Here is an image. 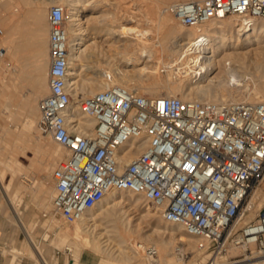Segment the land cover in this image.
<instances>
[{
	"label": "built area",
	"instance_id": "built-area-1",
	"mask_svg": "<svg viewBox=\"0 0 264 264\" xmlns=\"http://www.w3.org/2000/svg\"><path fill=\"white\" fill-rule=\"evenodd\" d=\"M166 12L185 27L233 16L249 28L264 21V0L180 1ZM66 22L65 8L52 5L50 92L39 102L40 127L69 151L53 172L54 215L73 224L112 190L142 194L163 220L195 238L199 250L217 256L255 245L264 255V209L242 224L264 176V101L221 104L111 85L80 101V111L96 121L93 132L83 133L68 90ZM139 148L133 160L124 161ZM241 260L210 258L204 264Z\"/></svg>",
	"mask_w": 264,
	"mask_h": 264
},
{
	"label": "bare ground",
	"instance_id": "bare-ground-1",
	"mask_svg": "<svg viewBox=\"0 0 264 264\" xmlns=\"http://www.w3.org/2000/svg\"><path fill=\"white\" fill-rule=\"evenodd\" d=\"M169 1L170 0H160L157 3V9L155 8L156 10L161 11L159 14L163 13V15L161 14L160 18L162 25H166L171 19L169 17L170 14L167 13L166 8H164V5H167ZM173 1L180 2L189 0ZM58 2H60L61 5L64 6L67 15L66 34L68 37L70 61L68 90L73 97L71 108L73 109V113L80 119L82 126L81 131L83 133L93 132L95 129L96 121L95 119L83 114V112L80 111V101L82 100V98H85V96H91L111 85H122L131 90L136 88L141 91H148L155 97L178 96L185 100H206L221 104L234 102L259 103L264 101V75L255 74V72L249 70V55L258 49H264V46H259L255 50L252 49V46L261 44L264 38V21L260 22L259 20H255V22L253 23L254 27L251 26L247 28L243 27V24L240 22L239 18L236 17L237 21H239L237 22L236 20L232 19L233 16H229L221 20L210 21L205 26L200 28L184 26L185 28H188L182 30V32H186L180 37L182 38L181 40H184V42H178L179 44H177L175 47H172L165 45L166 43H156L149 40L148 36L150 34V30H146L144 28L141 29L142 27L136 25H125L126 22H138L139 19L137 20L135 18V15L132 14L128 15V19L125 18L123 20L118 17L117 13L112 12L111 19L108 17L110 19L109 22L104 21L105 23L103 22V24H94L93 26H90V19H88V14L97 12L102 4L110 5L114 3L109 0H59ZM125 10L127 11V9ZM34 12L35 13L33 14V16H35L36 25H38L41 23L42 18L44 19V16L42 17L41 10H39V8ZM126 13H128V11ZM108 14L110 16V13ZM118 26H121L122 28L120 30L118 28L117 30ZM38 29L39 28H36L34 37V39L36 38L37 41H39L40 39V35L38 32L41 31L40 29ZM99 36H106L105 38L109 39L114 38L115 41H122L126 39V41H129V43L130 41L135 40V42H131L129 46L126 45L127 49L130 48L128 53H118L119 58H117L120 59L119 61H130L129 64L136 65L143 57L150 56L154 52L156 54L157 60L153 66L150 65L151 67H149L152 71L155 72H158V69L159 71L163 69L167 71V76L164 77L162 75H156L154 76V79H152V82L146 83L147 81L144 82V80L142 81L137 77L135 71L123 69L118 63L115 64L116 71L114 75H112L113 73L111 74V72L105 73V75H112V79L110 81L107 79V77H105V75L104 79H97L95 76H88L87 72L86 75L88 77L85 76V78H82L83 75L80 69H82L83 65H85V58H89L90 55L94 54H96L95 56L97 57V54L100 53V46L98 44L99 40H94L91 43L86 44L85 46L83 45L85 41L92 38L95 39ZM167 44L169 43L167 42ZM242 48H248V50L243 51ZM47 66L48 64H42L41 60H38L35 64V68L39 74L34 76L35 89L34 92L32 91L34 96L28 97L29 99L26 102L22 103V112L24 115L23 123L22 121L18 122L16 120V113H19L17 112L18 110L16 112L10 110V112L7 113L8 118L13 122H16L17 129L15 128V131L8 130L3 123H0V126H2L1 141H5L7 144H9L14 151L16 149H21L22 154H25L26 149L31 147V149L34 148L36 150V153L40 155L41 148H43L41 146L42 142H44L42 145H44L45 142L47 143V145L51 144L53 146V149H51L52 151L48 152V158L44 163L46 167H41L40 165L42 161L39 160L36 164L40 166V168H42L40 169L41 171L50 173L54 170L53 168L56 165L58 166L60 160L65 159L62 152L66 148L56 142L48 133H45L46 136H43L41 134L38 135V138H40V140L37 142V144H33L35 142L32 141V134H35V132L38 133L39 130H41L39 122L40 113L38 111L37 104L39 95L43 93L46 87H48L45 81L46 77L44 76ZM252 66L253 65H251V67ZM114 67L115 66H113V68ZM17 70L18 69L16 67V72H19ZM181 70L183 71L184 75L179 76V78L177 77L175 81L172 80V73L180 72ZM249 75L250 78H248ZM254 77L256 78L254 79ZM231 86L233 87L232 89L236 88L238 89V91H240L239 89L243 90V88H246L248 94L245 93V95H233L230 93H226L227 88L231 89ZM1 93L3 94V92ZM1 93L0 95H2ZM79 95L82 97L79 98ZM2 97L4 96L2 95ZM2 97L0 96V114L5 111L3 106L6 105L4 102L5 97ZM8 97L6 94V98ZM17 106H19V104H17ZM3 135L6 137L4 138ZM141 150L142 148L130 151L124 157V161L129 162L133 160ZM67 153L69 155V151ZM32 157L34 159V155ZM14 158L9 157L4 152L0 151V170L2 166L10 168V170H15L16 166L19 164L16 163L18 160L16 159L17 161H15ZM31 161L35 162V160ZM4 175L0 173V187L2 189H5L6 191H9L11 189L10 182L9 184H4ZM33 180L36 181L35 177L33 178ZM130 193L127 194L124 191L115 190L110 191L96 206L87 211L80 220L73 223L74 225H72V227H74L72 229L70 227L71 224L65 222L63 219H59L63 220V223L60 222L59 224L52 226V228H50L49 226V228L54 230L55 232V237L53 239V243L55 245L64 246V244H66L65 246L66 248H68L71 245L82 242L88 245L92 249L91 251L94 252V254L84 255H81L80 253L78 257L71 260V264H174V261L167 260L168 257L166 259L164 255L168 252H171V250L173 249V253H175V255L180 254L183 256L186 249L188 248L187 245L191 246L192 241H197L195 238L189 236L184 231V228L181 225L169 223L164 220L165 223L163 227H157L156 229H154L155 233L157 232V234H160L161 236L155 240V244L153 246H150L148 243H146L147 241L145 240H142L141 242H135L133 231L131 229V220L128 219V215L126 214L128 211H121L122 204L128 201L133 203L134 208H141L144 203L142 200L146 201V199L142 194L132 195L134 193ZM32 194L34 196L39 195L43 201L47 200L48 197H50L49 201L52 206V199L54 195H52L48 191V187L46 184L41 183L38 187V190L33 191ZM252 195L254 196H251V199L249 200V203L247 205V210H251L254 206V201L258 199L261 200V204H258V209L260 210L264 206V194L257 195V193H254ZM7 199L9 200V198ZM151 207L152 206L149 205L144 209V211H142L143 217H148L151 214L154 215L160 213L159 210L156 211L155 208ZM112 209L116 211L119 210L121 214L119 211V214L112 213ZM153 210H155V212ZM104 219L105 221L102 222V220ZM99 221L102 222L101 224H105L102 225L101 228L103 232L96 231L97 227L100 226V223H97ZM23 226L25 229V233L30 241L31 248L35 252L40 254V246L35 243L32 230L26 227L27 225ZM49 235L50 234L48 232L45 233L44 238L47 239ZM111 236H113L114 239L111 238ZM195 247L198 249V245L196 246V243L194 248H192L195 249ZM149 248L156 249L157 254L152 256L148 251ZM254 248L255 245H252L250 247V249ZM67 250L71 252L70 249ZM238 250L246 253V249L244 248H232L221 255H217L215 261L218 263L225 262L226 260H229V257H234L232 255H234L236 252L239 253ZM41 258L44 264H52L44 257ZM251 258L252 257H247L237 263L242 264V261L244 262L247 259L251 260ZM170 259L172 260L174 259V257ZM54 260L55 262L53 264H57L58 259L55 257ZM178 261L180 263V260ZM250 264H264V259L252 261V263Z\"/></svg>",
	"mask_w": 264,
	"mask_h": 264
},
{
	"label": "rangeland",
	"instance_id": "rangeland-1",
	"mask_svg": "<svg viewBox=\"0 0 264 264\" xmlns=\"http://www.w3.org/2000/svg\"><path fill=\"white\" fill-rule=\"evenodd\" d=\"M56 1H57V3H56ZM58 1L59 0H0V17H1L0 28L4 30V34L2 37V40L4 41V45H5V40L7 37L6 22H7L8 16L9 15L12 16L13 13L15 14L16 19L18 17H22L24 14L29 17L30 24H31V38L35 42L36 45L38 44V42H42L44 40H46L48 43V40L50 38V27L48 28V30L44 31L42 28V24L44 22H48L49 8L54 4L61 5V3ZM109 1L114 2L115 4L114 3L110 4V5H105V4L103 5L102 4L99 7L100 9L97 12L92 13V14H88V19H90V22H89L90 26H93L94 24H103L104 21L109 22V20L111 19V16H112V12L117 13L118 17L120 19H123V20L125 18L128 19L129 18L128 15L132 14V15H135V18L137 20L139 19L138 22H136V23L135 22H126L127 24L125 23V25L131 24L134 26L135 25L140 26V27H142L141 29L144 28L146 30H150V34L148 36L149 40L154 41L156 43L157 42L158 43L162 42L163 44L166 43L165 45L172 46V47H175L177 44L184 42V40H181L182 38H180V37L186 33L184 31L182 32V30L188 29V28H185L184 26L179 24L177 22V20L171 14L169 16L171 19L167 23L168 25L167 24L166 25L161 24L160 18H161V14L163 15V13L159 14L161 11L156 10L157 9L156 8L157 3L160 0H109ZM173 2H177V1L170 0L167 5H164L165 6L164 8H167ZM61 6H63V5H61ZM38 8H39V10H41V14H42V17L44 16V19L42 18L41 23L36 25V21H35L36 19H35V16H33V14L35 13L34 11L38 10ZM125 9H127L128 13H126L127 11ZM132 10L133 11L135 10V11L133 12ZM107 12L110 13V16ZM164 15H167V14H164ZM232 19L237 21V19L234 17H232ZM11 20H12V17H11ZM237 22H239V21H237ZM36 28H39L41 30L38 32L40 35L39 41H37L36 38H35L36 40L34 39ZM118 28L120 30L122 27L118 26L117 30H118ZM259 30H261V29H259ZM12 31H13V29H12ZM17 35H18V33H17V29H16L15 39H17ZM105 37L106 36H99V37H96L95 39L92 38V39L85 41L83 46H85L88 43H91L94 40H96V41L99 40L98 44L100 46V53H98L99 55L97 54V57L95 56L96 54H94V55H90L89 58H85V62H84L85 65H83L82 69H80L82 71V75H83L82 78H85V76L86 77H88V76L94 77L95 76L97 79H104V75L106 72H111V74L113 73L112 75H114V73L116 71V65L115 64H118V63L121 66V68H123V69H126V70L129 69V71H132V70L135 71V73L137 74V77L140 78L142 81L144 80V82L147 81L146 83L152 82V79H154V76H156V75H162L164 77L167 76V71H165L163 69L160 71L158 69V72L151 70L150 67L153 66L157 60L156 54L154 52L150 56H147L148 58L143 57L139 61V63L136 65L129 64L130 61L129 62H120L119 61L120 59H118L119 58L118 53H123V54L128 53L130 48L128 47L129 49H127V46H129L131 42L132 43H133V41L135 42V40L130 41V43H129V41H126V39L122 40L123 41L122 42V41H115L114 38L109 39V38H105ZM167 42L169 44H167ZM261 44H258V45L256 44V45L252 46V49L255 50L259 46H264V38H263ZM114 47H115V49H114ZM242 50L246 51V50H248V48H242ZM33 54L36 55V57L30 59V66L28 68H24L22 65H19L17 63V61L15 62V63H17L16 64V67L18 69L17 71H19V72H16L13 75V77L11 75V78H13L14 81H11L10 86H7V84H6V80H7V75L5 74L6 56H4L3 59H1V61H0V90L5 88L2 91H0V93L3 92V94L2 93L1 94L5 98L2 97V95H0V96L5 99L4 102L7 105V106L6 105L3 106L5 111L0 114V123L1 124L3 123L4 126L6 127V129L11 130V131H15L17 129V126H16L17 124H16V122H13L12 120H10L8 118L7 113H9L10 110L15 111V112L18 110L17 112H19V113H16V118H17L16 120L18 122L22 121V123H23L24 115L22 112L23 111L22 103L26 102L29 99L28 97L34 96L33 95V92L35 89L34 88L35 87V85H34L35 84V82H34L35 77L34 76L39 74L35 68V64L38 60H41L42 64H44V65L48 64L45 75H44L46 77L45 81H46L47 86H48V71H49V64H50L49 47L47 46L46 49L40 50L39 52L36 51ZM151 56H153V57H151ZM114 58H117V59H114ZM249 61H250V63H249L250 69L249 70H251L252 72H255V74H261V75L263 74L264 75V49H258L256 51H254L253 53H251L249 55ZM108 64H110V65H108ZM251 65H253V66L251 67ZM113 66H115V67L113 68ZM136 70H137V72H136ZM24 71H25V73H23ZM20 72H21V74H20ZM182 75H184V73L181 70L180 72H173L171 77H172V80L175 81L177 79V77L179 78V76H182ZM248 78H250V75L248 76ZM255 78L256 77H254V79ZM232 88H233L232 86H231V89L227 88L226 93H230L233 95H239V94L245 95V93L248 94V91L246 88H243V90L239 89L240 91H238V89H236V88H234V89H232ZM6 90H7V92H6ZM132 90H138V89L134 88ZM138 91L142 94L151 95L148 91H141V90H138ZM165 91H166V89H165ZM243 91H244V93H243ZM49 92H50V89L48 86L45 88L43 93L40 94L38 97V104L37 105H38L39 113H40L39 102L42 98L47 96L49 94ZM224 92H225V90H224ZM6 94H7V97L9 95L8 98H6ZM151 96H153V95H151ZM80 97H82V96L79 95V98ZM72 99H73V97H72ZM204 101H206V100H204ZM17 104H19V106H17ZM5 106H6V108H5ZM39 122H40V119H39ZM1 127L2 126H0V128ZM40 129H41V127H40ZM1 132H2V128L0 129V151L4 152L6 155H8L9 157H12V158H14L16 156L14 158V160L15 161L18 160L16 163L19 164L16 166L15 170H12V169L10 170V168H6V167L2 166L0 173L2 175L5 174L4 175V178H5L4 184L5 183L9 184V182H10L11 189L9 191H6L5 189H2V188L1 189L4 193L5 198L6 199L9 198V200L11 199L10 200L11 202L7 199V201L11 204V206L13 208L14 207L18 208V210H17L18 215L24 220V222H26L28 224V226H30L32 228V233L35 237V240L37 241V243L40 244V252L42 253V255H44L48 260H50L52 264L55 262V260H54L55 255H57L60 259L59 260L57 258L59 260L58 264H71V260L78 257L80 255V253H81V255L94 254V252L91 251L92 249L88 245H86L85 243H82V242L71 245L68 248H66V246H65L66 244H64L65 247L63 245H61V246L55 245L53 243V239L55 237V232H54V230H52L50 228H52V226H54L56 224H59L63 220H59L61 218L54 215V212L52 211V206H51L50 201H49L50 197H48L47 200L43 201L39 195L34 196L32 194L33 191L38 190V187L40 186L41 183H44L47 185L48 191L52 195H54L53 172L57 168V165L53 168L54 170L51 171L50 173H47V172L40 170V169H42V168H40V166L41 167L43 166V168L46 167V165H44V163L46 162V160L48 158V156H47L48 152L52 151L51 149H53V146L51 144H50L51 146L47 145L46 142L44 145H42L44 143V142H42L41 146L43 148H41L40 155H38L36 153V150L34 148H32L33 149L32 150L31 147L26 149L25 154H22L21 149L20 150L16 149L14 151L9 144H7L5 141H1V137H2ZM39 132L38 133L35 132V134H32V141L35 142L33 144H37V142L40 140V138H38V135L41 134L43 136H46L45 132H43L42 129L39 130ZM5 137L6 136H4V138ZM1 148H3L4 150ZM17 150H19V151H17ZM13 151L15 153L16 152H18V153L15 154ZM43 151H45V152H43ZM66 151L67 150L64 149L62 152V154L64 155V158H66V156H68V153H67L68 151L67 152ZM34 152H35V154H34ZM10 154H12V155H10ZM33 155H34V159L32 157ZM31 160H35L36 163L34 161H31ZM38 160L42 161L40 166L36 165ZM20 163H21V165H20ZM42 163H43V165H42ZM19 170H20V172H19ZM34 177H35L37 182L33 180ZM2 191L0 190V232H1V234H0V264H39L37 258L31 254V250H30L26 235L20 230V228L18 227V225L16 224V222L14 220L13 213L11 212L9 207L6 205ZM254 191H256V192H254ZM254 191L253 192L255 194L257 193V195L258 194H260V195L264 194V176H262L259 179V184L254 189ZM126 193L128 194L130 192H126ZM254 193H252V194H254ZM130 194H132V193H130ZM132 195H135V194H132ZM16 196H17V198H16ZM252 196H254V195H252ZM258 200L254 201L253 208L251 210H248V212L246 213V216L244 217L242 224H245V223L250 222L251 220L255 219V217L260 212V210L264 209V206L260 210L258 209V207H259L258 204H261V200H259V202H258ZM142 201L144 203H143L141 208H134L133 203L128 202V201L124 202L122 204V210L121 211H128L126 214L128 215V219L131 220V229L133 231L134 238L136 239V240L134 239V241L135 242L136 241L141 242L142 240H145V241H147L146 243H148L150 246H153L155 244L154 243L155 240L161 236L160 234H157V232L155 233L154 229H156L157 227H163L165 221L161 218L159 213L154 214V215L151 214L148 217H143L142 211H144V209L146 207H148L150 204L147 201H144V200H142ZM49 204H50V206H49ZM16 208H14V209L16 210ZM118 211L113 210L112 213L119 214L120 211L119 212ZM153 211L155 212V210H153ZM156 211H158V210H156ZM120 214H121V212H120ZM53 216H54V218H53ZM54 221H55V223H54ZM104 221H105V219L102 220V222H104ZM102 222L101 221L97 222V223H100V226H101V227L100 226L97 227V229H96L97 232H101V231L103 232V230L101 228H102V225H105V224H101ZM48 224H50V225H48ZM72 225H74V224L70 225L71 229L74 227V226L72 227ZM49 226H50V228H49ZM47 232L50 235L47 239H45L44 234ZM111 238L114 239L113 236H111ZM191 243H192L191 246L187 245L188 248L186 249L185 254L183 256L180 254H178V255L176 254L177 255L176 256L175 253H173V249H172L171 252H168L164 255L165 258L167 259V257H168L167 260L174 261V264L175 263L176 264H204L205 262L209 261L210 258H213L215 260V258H216L215 254L212 255L211 252L198 250L196 247H195V249H193L195 246V243L197 246V241L194 240ZM176 244H178V243H176ZM176 244H174V245H176ZM192 245H194V246H192ZM14 249H20L23 251V253L19 254L18 252H13ZM67 249H70L71 252ZM250 250H249V252H246V253H243L242 251L238 250L239 253L236 252L232 256H234V257L237 256V258H240V259L252 257L251 260L247 259L244 262L242 261L241 262L242 264H250V263H252V261L264 259V255H262L257 250L256 247L254 249H250ZM90 252H93V253H90ZM172 257H174V259L171 260L170 258H172ZM230 258L231 257H229V259ZM177 259L180 260V263ZM94 264H96V263H94Z\"/></svg>",
	"mask_w": 264,
	"mask_h": 264
},
{
	"label": "crops",
	"instance_id": "crops-1",
	"mask_svg": "<svg viewBox=\"0 0 264 264\" xmlns=\"http://www.w3.org/2000/svg\"><path fill=\"white\" fill-rule=\"evenodd\" d=\"M11 17H12V20H11ZM0 24H1V17H0ZM6 27H7V37L5 40V45H4V41L2 40L3 35L0 36V50H2V52L4 53L0 57V61L1 59H3L4 56H6V70H5V74L7 75L6 84L7 86H10L11 81H14V79L11 78V75L13 77V75L16 73V64L18 63L19 65H22L24 68H28L30 66V59L36 57V55H34L33 53L36 51L39 52L40 50L46 49L47 46L49 47V54H50V41L48 40V43H47V41L44 40L42 42H38L37 45L35 44V42L31 38L30 20H29V17L26 16L25 14L22 17H18L17 19L15 18L14 13L12 14V16L9 15L7 22H6ZM42 28L44 31L48 30L49 23L44 22L42 24ZM16 29L18 33L17 39H15ZM16 61L17 63H15ZM49 67H50V64H49ZM23 73H25V71ZM48 86H49V71H48ZM0 190L2 191L1 187H0ZM3 196H4V193H3ZM4 199H5L6 205L9 207V209L13 213V217H14L16 224L18 225L20 230L26 235L23 225L25 226L27 225L26 227H28L30 230H32V228L28 226V224L24 222V220L18 215V211H17L18 208L14 207L16 208L15 210L11 206V204L6 200L5 196H4ZM26 238H27L30 250H31V254L34 255L39 260L38 261L39 264H44L42 262L41 257H44L45 259L47 258L44 255H42V253L39 254L35 252L31 248V244H30V241L27 235H26ZM34 241L35 243H37V241L35 240V237H34ZM37 244L40 246L39 243ZM13 252H18L19 254L23 253V251L20 249H14ZM54 257L59 259L57 255H55ZM59 260H58V263H59Z\"/></svg>",
	"mask_w": 264,
	"mask_h": 264
}]
</instances>
